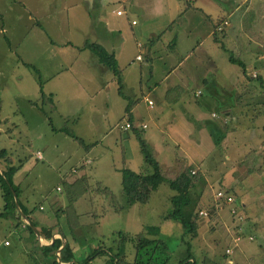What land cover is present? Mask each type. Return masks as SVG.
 I'll return each mask as SVG.
<instances>
[{"label": "rangeland", "instance_id": "374dc122", "mask_svg": "<svg viewBox=\"0 0 264 264\" xmlns=\"http://www.w3.org/2000/svg\"><path fill=\"white\" fill-rule=\"evenodd\" d=\"M23 1L27 3L26 8L32 7L31 20L28 19L27 13L23 17L16 10H22V8L13 4L12 0H2L0 4V26L4 23V32L0 33V78H3V75L5 77L12 75V79L16 76L14 66L11 64L13 59L11 51L6 50L8 46L13 51L21 40V35H27L26 43L28 44H33V39L39 34L43 36L38 29L39 26L35 24V20L40 21V19L33 16L35 15L33 10L40 4H33L31 0ZM254 1L248 0L249 3H244L242 6L249 4L254 7ZM51 2H53L52 9L55 11L51 20L55 24L49 28L56 41L66 42L69 37L81 45L84 31L88 35V41L97 40L91 28V19L88 24L82 21L86 14L84 10L86 0H51ZM230 6L228 3H216L217 8L228 9ZM105 7L110 10L113 5L107 4ZM94 11L96 10H90L92 19L95 15ZM16 18L19 20V30H17ZM136 19L137 25L131 26L136 36H140L141 30L146 32L149 29H155L152 25L153 16H149L144 21L138 17ZM162 20L164 21V18ZM120 22L127 26V32L130 33L131 28L126 20L123 21L120 18ZM179 24L180 21L176 22L175 28L179 27ZM67 30L71 32L67 33ZM229 33H236L240 36H237L238 38L244 37L235 27H231ZM232 38L234 34L229 37V40ZM133 40L131 37V40L125 43L127 49L122 50L120 54L121 67L132 71L130 78L132 84L129 90L133 93L126 100L136 99L139 108L143 109V114H139V122L142 119L147 124V128L138 132L149 145L154 160L163 171H166V176L174 178L183 170L194 174L189 189V203L182 210L184 222L163 218L170 205L169 198L175 194V191L169 189L165 183L152 191L146 203L133 202L124 194L121 186L120 170L122 168L144 173H149L151 170L144 163L135 132L122 129L127 120L123 109L126 104L123 99L127 89L122 84L120 94L116 79H111L112 72L103 70L104 66L102 67L95 55L86 49L79 52L72 49L71 57L57 58L53 72L55 78L52 81L53 91L57 93V96L54 102L42 106L41 110L46 117H36V113L31 115L25 101L19 100L15 105H8L10 100L7 98L2 100V117L10 114L14 124L0 125V148L5 147L11 150L14 159L27 157L25 162L29 170L24 172L23 181L27 192L31 194L32 191L30 202L37 205L41 201L47 209L51 208L58 198L65 202L66 189L60 191L59 187V190H56V173L59 175V172H68L66 178L75 175L86 176L89 184L86 194L72 203V208H76L80 215V222L81 220L83 222L76 234L86 238L88 253L97 248L105 250L95 255L90 264H110L112 256L107 249L112 253L116 252L118 242L121 240L119 231L131 235L141 233L149 238H163L168 245V264H178L183 260L187 255L188 247L193 257V264H264V208L260 202L261 194L259 193L260 186L264 185V158H258L259 151L264 150V143H261L264 137L262 129H258L256 133L251 132L247 138V132L238 130L234 120L226 119L225 123H220L223 117L222 111L228 108L230 97L221 92L224 89L218 90L212 85L213 78L208 74L206 82L196 80L186 94L190 97L188 99L197 113L204 119L215 122L216 126L210 129L208 125L204 126V123L189 122L188 120H191L189 118L186 123L190 124L191 129L187 127L186 131L179 135L178 140L171 137L170 123L162 126L167 133L158 131L154 125V119H151L154 109L147 107L138 95V73L141 70L144 72L142 76L146 77V82L162 79L195 44L181 46L180 42L173 57L169 59L165 56L169 54L167 46L163 48L160 44L153 54L156 62L146 63L147 55L144 53L140 54L144 57L143 61L135 60L138 51L132 43ZM211 40L206 41V45H203L204 50L198 52L199 57H208L211 47H214ZM229 40L223 43L233 46ZM259 40L261 45H264V37L261 36ZM115 46L117 47L118 44ZM247 47L252 48L254 45L247 44ZM60 50L61 48L58 47V55ZM233 52V55L238 56L241 62L250 64V61H254V67L264 64V51L261 54L262 58L257 57V54L250 50L243 52L233 50ZM30 53H33L32 50ZM23 57V59H29L25 55ZM25 66H27L26 63ZM254 67L251 69L253 70ZM228 68L235 70V74L242 77V67L238 63H232ZM24 71L27 77L31 76L29 80L33 89L41 83L39 79L38 84L35 82L38 72L34 68ZM120 72L122 75V70ZM254 73L250 71L247 76L250 78L247 79L249 91H246V94L248 96L262 93L258 91H263L262 94H264V88L262 90L260 87V83L264 80L262 81L257 73L254 77ZM217 78L220 80L222 77L217 76ZM105 82L108 83L109 88L104 87ZM222 83L220 82L221 85ZM29 85L30 82L27 81V86ZM224 86L227 92H233L232 83L226 80ZM244 89V85L239 88L241 91ZM134 94L138 97L132 96ZM234 100L233 97L232 104ZM35 102L38 105L40 103L37 100ZM34 110L36 112V109ZM213 111L217 117L211 115ZM38 118L43 119L44 124H40ZM204 119L201 120L204 122ZM258 122L257 124H263V127L264 117ZM45 127L49 132H46ZM51 128L58 132L51 131ZM8 129H12L10 134ZM25 129L29 132L26 133ZM60 129L74 134L77 138L65 135ZM231 129L237 130L231 131ZM232 133L238 136L233 137L235 141L231 140ZM231 141H234V144ZM38 149L43 150V160L36 159ZM249 150L252 153L246 154ZM85 158L91 163L83 165ZM1 165L0 163V176L3 177L4 168ZM74 168H77L76 173L71 172ZM220 189L229 191L234 199L233 204L223 201L217 203L215 193ZM39 191H42L41 194ZM16 201L17 198L15 204ZM3 204L0 190V214L3 213V219L0 220V264H30L29 253L16 249L14 243L10 247L3 245L4 235L9 233L6 229L7 220L4 217L6 213ZM65 204L62 203L64 207ZM233 205L240 214L246 216L244 221H238L231 215ZM211 208L213 211L209 212ZM200 210L206 211L208 216L198 217ZM189 223L194 227L186 233L184 226H188ZM153 230L157 231L153 232ZM238 235L241 236L240 240L234 241ZM8 237L12 240L14 235ZM123 245L125 260L131 262L135 256L133 243L128 241ZM227 247L232 250L229 254L225 253ZM34 260L36 259L32 258V261ZM46 264H53V258Z\"/></svg>", "mask_w": 264, "mask_h": 264}, {"label": "crops", "instance_id": "0c3cea01", "mask_svg": "<svg viewBox=\"0 0 264 264\" xmlns=\"http://www.w3.org/2000/svg\"><path fill=\"white\" fill-rule=\"evenodd\" d=\"M12 2L13 4H16L22 8V10H16L20 12L23 17L27 13L29 15L28 19H32V17H30L32 16V12L30 13V9H32V7H29V9L26 8L25 5H27V3H25L23 0H12ZM31 2L33 4H40L39 7L35 9L33 8V12L35 14L33 16H36L42 22L41 24L40 21L35 20V24L39 26L38 29L43 36L39 34L33 39V44H28L26 43L27 35H21L22 38L20 41H18L13 51L10 49V46L6 48L7 51H11L10 53L13 57L11 64L14 66L16 76L13 79L11 78L12 75L7 77L3 75V78H0V100L3 102L2 100L7 98L10 100L8 105H15L17 103L16 101L19 100L25 101L29 106L28 112L31 115L36 113V117H46L45 113L41 110L42 106H44L46 103H51L52 101L54 102V98L57 96V93L55 94L53 91L54 88L52 86V81L55 78V74L53 72L56 68L57 58L59 56L61 58L67 56L71 57L70 51L72 49H75L74 51L77 52L83 50L82 46L84 43L88 42V35L84 31V37H82L84 39H82L80 43L81 45L69 37L66 42L56 41L49 28L55 24V22L51 20L55 15V11L52 9L53 2H51V0H40L39 2H37V0H31ZM218 2L228 3L231 6L228 9L217 8L216 3ZM254 2V7H251L249 4L243 7L242 4L249 3L248 0H241L240 2H238V0H86V6L84 7L86 14L82 18V21L88 24L91 19V28L97 38V40L91 42H96L102 45L107 51L113 53L117 60L120 71L122 70L123 72L121 75V80L122 84H124L125 88L127 89V93L123 99L126 101V104L123 107L127 117L125 123H131V128L127 129L126 131L132 130L135 132V130L140 131L147 128V124L142 119L141 122H139V114H143V109L139 108L136 99L133 101L130 99L126 100L127 97L133 93L129 90L130 85L132 84L130 82L132 71L129 68L121 67L120 54L122 50L127 49L125 43H128L131 40V37L134 39L132 43L138 51V53L135 55V60L143 61L144 57L140 54L144 53L147 55L145 60L146 63L156 62L154 61L153 54L155 50L159 48L160 44L163 45V48L167 46L169 50V54L165 55L167 59L173 57L176 49L179 47L178 45L180 42L181 46L184 44H195L189 49L187 53L184 54L183 57H181L180 61H178L176 65H173L170 71L164 77H162V79L158 81L149 80L146 82V77L142 76L144 72L141 70L138 73V95L141 96L144 104L147 105V107H149V105L145 101V98H149L153 101L152 107L150 106L149 108L154 109L151 119H154L153 122L158 131L167 133V130L162 128V126L165 123H170L169 131L170 133L172 132L171 137L175 140H178L179 135L182 132H185L187 127L188 129H191V127L189 128L190 124L186 123V120L189 118L191 119L188 120L189 122L193 121L196 122V124H198L197 122H200V124L204 123V126L208 125L210 129L212 126H216L215 122L212 123V121L204 119L201 114L197 113L195 107L188 99L190 97L186 94V92L189 90V87L196 80L206 82V76L208 74L213 78V81H211L212 85L218 90L224 89L221 92H224L226 96L230 97L228 108L222 111L223 117H221L222 121H220V123H225L226 119L234 120L237 124L238 130L247 132V138L250 136L251 132L256 133L258 129H262L263 124L258 125L257 123H259V119L264 117L263 91H258L262 93L251 96H248L246 91H249L247 90V76H249L250 71L257 73V76L261 77L262 81L264 80V64H259L257 67H254V61H250V64L243 62L245 64V72H243L241 69L242 77L236 75L235 70L228 68L232 64L229 61V54L233 55V50H237L238 52L250 50L251 52H255L257 57L262 58L261 54L263 53L262 51H264V45H261L259 38L261 36L264 37V0H255ZM105 3L106 5H104ZM0 4H2V0H0ZM107 4H112L113 7L108 10L105 7ZM115 9L123 10L124 13L117 15ZM90 10H96L94 11L95 15H93V19L90 15ZM16 12H14L15 15ZM149 16H153L152 25L155 29L152 28L146 32L141 30L140 36H136L131 28V26L137 25L138 21L136 18H141V20L144 21ZM120 18H122L123 21L125 19L126 23L130 25V33L127 32V26L121 24ZM163 18L164 21L162 20ZM16 20L18 23L17 30H19V20L17 18ZM222 20H227L228 25H226L220 31L216 30V26ZM132 21H135V23L133 24ZM179 21L180 26L175 28L176 22ZM231 27L238 28L244 37L238 38L240 36L236 33L230 34L229 31ZM3 32L4 23L0 26V33ZM68 32H71V30H67V33ZM233 34L234 38L229 40V37ZM210 39H212L211 41L213 42L214 47H211L208 57H199L197 55L198 52L204 50L203 45H206V41H209ZM227 40L233 43V46L235 47L227 43H223V41ZM116 44H118L119 49H117L118 46H115ZM242 44H245V46H241ZM247 44H253L254 47L249 48L247 47ZM58 47L61 48L59 55ZM30 50H32V54L30 53ZM24 55L29 59H23ZM138 55L141 56L140 60L137 59ZM235 58L238 59V56ZM25 63H28L29 66H25ZM98 63H100L99 60ZM100 65L102 67L104 66L101 63ZM31 67L35 68L38 72L36 73L37 78H35V82L38 84V79L41 81L38 86H34V89L31 85V81L29 80L31 76L27 77L24 71L25 69H29ZM252 67H254L253 70L251 69ZM22 69L24 70L22 71ZM102 69L108 70L105 66ZM217 76L222 78L219 80ZM114 78L116 79V77L112 74L111 79ZM226 80L233 85L234 90L232 89V93L225 90L224 83ZM27 81L30 82L29 86H27ZM220 82H223V85H221ZM243 85L245 89L242 91L239 90V88ZM104 87L109 88L107 82H105ZM260 87L263 90L264 82L260 83ZM143 89L147 90L143 91ZM145 94L148 95L145 96ZM138 95L134 94L132 96L137 98ZM233 97L235 99L234 104L231 103ZM35 100L40 102L39 105L35 102ZM128 104V109H126ZM104 106L106 105L104 104ZM2 107L3 103H1L0 125L6 126V124H14L12 119H10V114L3 115L2 117ZM34 109H36V112ZM211 115L217 117L215 111H213ZM202 118L204 119V122L201 120ZM37 120H39L40 124H44L43 119L38 118ZM209 123L212 124L210 125ZM142 124H146V127L143 128ZM237 129H231V131ZM45 130L46 132H49L46 127ZM7 131L10 134L12 129H8ZM24 131L26 133L29 132L27 129ZM51 131L58 132L52 128ZM61 132L65 135H68L64 131ZM154 134L155 133H153V135ZM231 135L232 139H230L234 141L235 138L233 137H238L233 133ZM243 136L246 137L245 135ZM8 137L10 136L8 135ZM234 141L231 142L234 144ZM262 142L264 143V137L262 138L261 143ZM1 149L6 150V154L3 157H0V163L3 165L2 168H4L3 170H6L10 167L16 168L12 175V181L19 190L18 198L21 207L28 212V215L25 217L29 220L30 224L33 222L35 225V227H33L36 231L35 234L32 235L25 228L23 223L20 225L16 224L17 219L13 214H6L4 217H6L7 220L6 229L9 230V233L4 235L3 245L5 247H10L12 243H14L16 249L29 253L33 259H36L32 261V258L30 257V264H46L47 261L51 260L52 258L57 260L59 253L57 254V252H55L53 257H46L40 250V247L47 246L52 243L55 238H59L62 240V245H64L66 242H69L73 254L75 255V259L79 262V264H90L91 253L95 249L88 253L86 248V238H82L80 234H76V232L82 226V220L80 222L81 218L77 212V209L72 208V203H74L79 197L86 194L87 192L89 184L86 176L75 175L73 177L66 178L65 176H68V172H59V175L56 173V190L58 187L61 188L60 191H63V189L65 190L66 188V204L64 201H61L58 198L54 205L47 209L41 203V201L37 205L30 202L32 191L31 194L27 192L23 181L25 176L23 175L24 172L29 170V168H27V162H25L27 157L23 156L21 157L22 159H14L15 157L11 150H8V148L5 147L0 148V150ZM38 151L40 152L41 158L37 157ZM42 152V149H38L36 151L37 160H43ZM259 152L258 158H264V150H260ZM250 153L252 152L249 150L246 154ZM90 163L91 161L86 159L84 160L83 165ZM76 170L77 168H74L71 172L76 173ZM2 172L4 173V171ZM78 186L82 187L80 190H83V188H86V190H83L82 194L79 195L73 202H71V191L73 188ZM260 188V202H262V206L264 208V185L260 186ZM41 192L42 191H39V194H41ZM62 203H64L66 206L64 207ZM16 206L18 210L19 207L18 205ZM2 214L3 213L0 214V220L3 219ZM23 221L25 224H28L24 219ZM62 234L65 235V238L62 236ZM12 235H14V237L12 240H10V237L8 236L12 237ZM5 240L9 241V244H4Z\"/></svg>", "mask_w": 264, "mask_h": 264}, {"label": "trees", "instance_id": "16d2710c", "mask_svg": "<svg viewBox=\"0 0 264 264\" xmlns=\"http://www.w3.org/2000/svg\"><path fill=\"white\" fill-rule=\"evenodd\" d=\"M83 49H88L93 53L99 62L103 64L108 70L112 72V74L116 77V81L119 85V93L121 94L122 80L121 73L118 67L117 60L113 53L107 51L102 45L88 41L84 43L82 46ZM229 61L231 63H238L243 72H245V64L235 58L232 54H229ZM29 66V64H26ZM35 71H37L34 68ZM250 79V78H248ZM131 102V101H130ZM1 100H0V113H1ZM129 104L126 109H128ZM62 131V129H61ZM66 134L70 135L73 138H77L74 134L63 130ZM262 131L264 133V126L262 127ZM136 139L139 143L140 151L143 155V160L145 165L150 168L149 173L144 172H136L129 168H122L120 170L121 173V186L124 191V194L129 197L133 202L137 203H146L149 199L152 191L156 190V188L165 183L168 185L169 189L175 191V194H172L169 198V207L165 212L163 218L170 219L174 221H178L183 223L184 220L182 218V210L189 203V189L192 184L193 175L183 170L174 178H170V176H166V171H163L159 164L154 160L151 155L150 147L147 142L141 137L138 131L135 130ZM81 141V139H80ZM6 154V150H0V157H3ZM15 167H10L4 170L3 177L0 176V190L1 197L3 199V209L7 215L13 214L16 219L17 225L23 223L25 228L32 234H35L34 229L32 228L35 225L31 222L30 225L25 224L21 214L24 216L28 215L27 210L23 209L20 205L18 194L19 190L16 185L13 184L12 175L15 171ZM84 182V181H83ZM82 187L78 186L73 188L71 191V202H73L79 195L82 194L83 190H80ZM66 189V188H65ZM106 191V190H105ZM70 193V192H69ZM67 195V192H66ZM17 198L19 211L17 210V206L15 204V199ZM129 199V202H131ZM213 211V208L209 210V212ZM197 216V212H196ZM183 221V222H182ZM70 223V222H69ZM184 226V224H183ZM193 224L189 223L188 226H184V232L189 233L193 229ZM157 230H153L156 232ZM121 240L118 242L119 244L116 247V252L112 253L111 250L107 249L109 253H111L110 264H168L169 258L167 256L168 245L166 244L163 238H149L141 233L131 235L130 233L118 232ZM156 235V234H153ZM65 238V235L62 234ZM131 241L133 243V247L135 249V256L131 262H127L125 260V247L124 243ZM40 250L43 252L46 257H53L54 253L59 250V258L58 260L63 264H79L75 259V255L73 254L71 245L69 242H66L62 245V240L59 238H55L52 243L47 246H41ZM186 257L181 260L178 264H193V257L190 253L189 247L187 249ZM105 252L104 249L97 248L91 253L90 260L100 253ZM192 259V260H191ZM58 260L53 258V264H59Z\"/></svg>", "mask_w": 264, "mask_h": 264}, {"label": "built area", "instance_id": "2783aa9c", "mask_svg": "<svg viewBox=\"0 0 264 264\" xmlns=\"http://www.w3.org/2000/svg\"><path fill=\"white\" fill-rule=\"evenodd\" d=\"M123 13H124L123 10H120V9L116 10V14H117V15H121V14H123ZM132 23L134 24L135 21H132ZM226 25H228V21H227V20H223V21H221V22L216 26V30H219V31H220V30H222ZM137 59L140 60V59H141V56L138 55V56H137ZM253 76L255 77L256 74L254 73ZM145 101L147 102V104H148L149 106H152V105H153V101H152L151 99H149V98H145ZM142 127L145 128V127H146V124H142ZM122 128L125 129V130L130 129V128H131V123H130V122H126V123L124 124V126H122ZM37 157H38V158H41V155H40V152H39V151L37 152ZM192 173H194V171H192ZM57 189L59 190V187H58ZM215 197H216V201H217V203H220L221 201H223L224 203H227V204H233V203H234V199H233L232 195H231L228 191H226V190H222V189L217 190L216 193H215ZM231 208H232V209H231L230 213H231V215H232L233 217H235L238 221H242V220L244 221V220H245L246 216H245L244 214H240V213H239L240 211H237L238 209H236L234 205H233ZM206 216H208V213H207L206 211L200 210V211L198 212V217L203 218V217H206ZM240 238H241V236L238 235L237 237L234 238V241H239ZM250 238H251V237H250ZM4 244H6V245L9 244V241L5 240V241H4ZM231 252H232V250H231L230 248L227 247V248L225 249V253L229 254V253H231Z\"/></svg>", "mask_w": 264, "mask_h": 264}, {"label": "water", "instance_id": "95a60500", "mask_svg": "<svg viewBox=\"0 0 264 264\" xmlns=\"http://www.w3.org/2000/svg\"><path fill=\"white\" fill-rule=\"evenodd\" d=\"M15 200H16V197H15ZM16 205H18V203H17V201H16ZM21 216H22V218L30 225V222H29V220L23 215V214H21ZM33 229H34V227H32ZM34 231H35V229H34ZM36 232V231H35ZM36 235L38 236V234L36 233ZM59 253V250L57 251V254ZM58 258L59 257H57V260H58ZM58 263L59 264H63L62 262H60L59 260H58Z\"/></svg>", "mask_w": 264, "mask_h": 264}]
</instances>
